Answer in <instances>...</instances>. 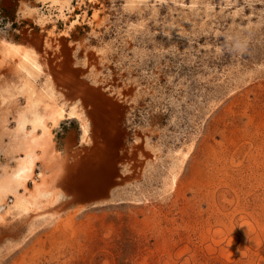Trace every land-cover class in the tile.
I'll use <instances>...</instances> for the list:
<instances>
[{"label": "rangeland", "instance_id": "1", "mask_svg": "<svg viewBox=\"0 0 264 264\" xmlns=\"http://www.w3.org/2000/svg\"><path fill=\"white\" fill-rule=\"evenodd\" d=\"M24 7L50 19L41 25ZM70 7L60 17L36 0H0V183L24 155L36 111L64 110L49 125L60 158L91 146L81 142L85 110L67 118L75 101L49 70L65 55L126 107L116 175L96 204L40 196L24 210L12 192L1 196L0 264H264V0ZM42 139L28 188L16 191L27 199L34 180L56 188L61 160L44 162Z\"/></svg>", "mask_w": 264, "mask_h": 264}, {"label": "bare ground", "instance_id": "2", "mask_svg": "<svg viewBox=\"0 0 264 264\" xmlns=\"http://www.w3.org/2000/svg\"><path fill=\"white\" fill-rule=\"evenodd\" d=\"M36 1L42 6L48 5V7H57V9L59 11L58 14L60 17H65L66 11L71 10V7H70L71 0H36ZM33 13H37L36 8L24 7L22 9V15L30 16ZM49 19H50L49 16L44 14V13L40 14L38 12L36 15V20L41 25L45 24ZM18 51H19V48L14 47L12 45V46L8 47V51H6V52L15 54ZM22 57L24 59H26V61L27 60H30V62L32 61V63L35 61L34 52L25 51V52H23ZM50 79H51V77L49 76L48 80H50ZM28 99H29V103L33 104L34 100H32L30 97ZM79 108H80V111H77V110H79ZM83 111H84V109L81 107L79 102L75 101L74 103H72L70 105V109L68 111L67 118L68 119H76L79 116H83ZM63 112H64V110L62 108H58V109L54 108L53 110H49L47 113H41V114L36 111V113L34 115V121H33L32 129L29 131L30 138H29V141L26 144L25 149H24V155L20 157L15 168L13 169V171L9 177V182L0 183V197L7 194L8 192H12L13 195H15L16 206H18L24 210H27L30 207L37 204V198L40 196L48 198L49 200H51L52 203H57L60 200H62L64 198L63 193H66V191L61 188V184H62L61 181L64 178V176H66L67 174H71V176L68 177L69 181L66 180L67 182H69L68 183L69 186L71 184L73 186L79 187L80 189H85L88 186L94 187V186L98 185L101 189L100 191L102 192L103 189H105L109 185V182L111 179V172H110V169L108 170V168H107L109 166V165H107L108 164L107 161H104L103 159L98 160L99 158L96 157L95 158L96 161H93V160H95V159H93L92 163H90V162L86 163L85 162L83 164L82 168L79 169V171H76V170L73 171V172H77V173H69L68 171L70 170V168H69V163L67 162L66 158H64V157L60 158L59 153L55 149L52 148L53 143L51 142V138H50L51 135H50V126L49 125H52V124L54 125L57 120L61 119L63 114H64ZM102 117H104V114H102L101 112H95V114L93 115V118H90L89 116L88 117L83 116V119H82L83 123L81 124V142H83L84 144L92 145L93 139L91 138L90 134L93 131L92 134H94V135L92 137L96 136L97 138L100 139L101 144H102L100 146L102 148H108L110 146L109 143L111 144V138L106 136V132H104L105 129L103 127H101L102 123L100 120L103 119ZM92 119H93V123H95L94 125L92 124ZM90 121H91L92 127H90ZM48 122H49V124H48ZM38 130L40 131V133L38 134V136H35V134L38 132ZM101 133H103V134H101ZM38 138H43L45 140L44 141L45 143L44 142L43 143L48 146V150L43 152L45 154V155L43 154V156H45V157H43L41 154V156L45 160L44 162H46V161L57 162L58 160H61V162L59 163L58 168L53 173L55 177H54V180H52V182L53 183L56 182V188L51 189V190H46V191L43 190L42 191L41 189H39L40 186L42 188V185L39 186L40 182L37 184V182L34 180V188H33L34 193L30 194L29 199H27L25 197H21V195H18L16 191L18 190V188H21V187H24L26 189L28 188L26 184L30 180V178L32 177L36 164H38L37 159L39 158V155L37 153V148H39L41 146V144H38V141H37ZM103 139H105V141H107V142L106 143L102 142ZM110 147H112V146H110ZM40 148H42V146ZM42 162H43V160H42ZM49 162H47V163H49ZM70 171H72V170H70ZM76 181L78 182L77 184H76ZM10 182L14 183L13 188L9 187ZM43 183H44V181H43ZM46 187H47V185H46ZM90 192L93 195L101 193V192L97 191V189L90 190L89 193ZM85 194H86V192H83L79 195H80V197H82ZM72 197H74V196H72ZM73 199L76 200V197H74ZM100 202H104V201L102 200V201H98L96 203H100ZM82 206H84V205H82Z\"/></svg>", "mask_w": 264, "mask_h": 264}, {"label": "water", "instance_id": "3", "mask_svg": "<svg viewBox=\"0 0 264 264\" xmlns=\"http://www.w3.org/2000/svg\"><path fill=\"white\" fill-rule=\"evenodd\" d=\"M24 39L26 41H35L36 34L33 33L31 38H28L27 35H25ZM66 44L67 43H65L64 40L61 41V53L66 50ZM49 70L56 83V86L58 88L64 89L65 96L68 97L71 102L79 101L87 116L93 118L95 112H101L104 114V117H102L103 119L100 120L102 123L101 127L105 129L104 132H106V136L111 138V144L109 142L108 143L113 147L112 148L109 146L108 148H102L100 146L102 145L100 139L94 136L92 145L89 148H85L81 154L76 155L72 162H69V168L72 171L69 170L68 172L77 173L73 171H79L85 162L92 163L93 161H96L95 158L98 157V160L103 159L104 161H107V165H109L107 168L108 170L110 169L111 172L109 184H112L113 178L116 175L115 163L119 162L120 160L116 150L118 149V144L120 143L121 133L119 126L126 110L125 105L121 100H118L113 95H111V93L108 92L106 88L94 85L88 80H85V74H82V71L76 70L71 65L67 55L57 57V60H50ZM92 124H95L93 123V119ZM105 139H103L102 142L106 143L107 141H105ZM69 176H71V174L64 176L61 181V188L65 190L68 195H73L76 197V200H74L75 203L95 204L96 202L105 200L107 198L106 191H108L107 188L109 185L103 189L102 192L100 191L101 189L98 185L94 187L88 186L85 189H80L79 187L73 186L71 184L69 186V182H67L69 181ZM77 183L78 182L76 181V184ZM94 189H97V191L101 193L96 195H93L91 192L89 193L90 190ZM83 192H86V194L80 197L79 194Z\"/></svg>", "mask_w": 264, "mask_h": 264}, {"label": "crops", "instance_id": "4", "mask_svg": "<svg viewBox=\"0 0 264 264\" xmlns=\"http://www.w3.org/2000/svg\"><path fill=\"white\" fill-rule=\"evenodd\" d=\"M80 50V48L79 47H77V46H75L74 47V49H73V51H71V55L73 56V57H76V55H75V53H77L78 51ZM59 60V59H58ZM82 60H83V58L81 57L80 59H79V63L78 64H74V66H79V65H82L81 63H82ZM106 193H107V191H106ZM64 194V198L66 197V198H68V199H70V201H69V203L70 204H79V203H75L73 200V198L75 197H72L73 195H68L67 193H63ZM81 205H83V204H81Z\"/></svg>", "mask_w": 264, "mask_h": 264}]
</instances>
